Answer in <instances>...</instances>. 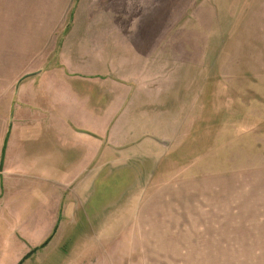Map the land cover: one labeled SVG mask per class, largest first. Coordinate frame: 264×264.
Here are the masks:
<instances>
[{
  "label": "rangeland",
  "instance_id": "rangeland-1",
  "mask_svg": "<svg viewBox=\"0 0 264 264\" xmlns=\"http://www.w3.org/2000/svg\"><path fill=\"white\" fill-rule=\"evenodd\" d=\"M139 1L0 0V136L15 122V91L39 60L35 50L64 39L67 54L80 40L124 41L99 28L128 25ZM179 3L163 2L164 24ZM210 5L189 18L195 29L165 34L203 58L190 89L169 104L178 127L153 130L159 142L141 157L101 161L98 214L86 204L47 245L17 240L15 258L0 264L33 250L23 264H264V0ZM19 196L15 232L28 239L47 225L32 224L31 195Z\"/></svg>",
  "mask_w": 264,
  "mask_h": 264
},
{
  "label": "crops",
  "instance_id": "crops-1",
  "mask_svg": "<svg viewBox=\"0 0 264 264\" xmlns=\"http://www.w3.org/2000/svg\"><path fill=\"white\" fill-rule=\"evenodd\" d=\"M211 1L140 0L142 11L138 15L133 4L128 25L99 28L123 33L124 41L97 40L84 48L80 40L67 54L64 39L60 47L45 44L32 53L39 60L18 84L15 122L0 136L1 260L15 258L17 240L26 249L40 248L50 237L49 243L86 204L93 217L98 214L93 202L101 161L141 157L145 144L159 142L153 130L178 127L172 119L178 111L169 104L179 90L190 89L192 67L203 58L190 43L165 40V34L195 29L189 18L208 15ZM163 2H180L166 13V24L160 20ZM21 193L31 195L32 224L47 225L34 228L28 239L15 232Z\"/></svg>",
  "mask_w": 264,
  "mask_h": 264
},
{
  "label": "trees",
  "instance_id": "trees-1",
  "mask_svg": "<svg viewBox=\"0 0 264 264\" xmlns=\"http://www.w3.org/2000/svg\"><path fill=\"white\" fill-rule=\"evenodd\" d=\"M25 77H27V76H25ZM50 240V237H49V239L44 243V244H42V246H40V247H43V246H45L47 243H48V241ZM36 249H38V248H36ZM35 251L33 250L31 253H29L28 255H26L18 264H23L24 262H25V260L26 259H28L33 253H34Z\"/></svg>",
  "mask_w": 264,
  "mask_h": 264
}]
</instances>
